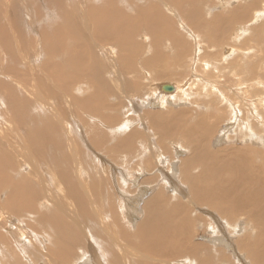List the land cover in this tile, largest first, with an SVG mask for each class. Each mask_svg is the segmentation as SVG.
Masks as SVG:
<instances>
[{"label": "bare ground", "instance_id": "6f19581e", "mask_svg": "<svg viewBox=\"0 0 264 264\" xmlns=\"http://www.w3.org/2000/svg\"><path fill=\"white\" fill-rule=\"evenodd\" d=\"M222 1L224 0H0V193L3 195L0 200V218L8 219L9 223L12 220L14 227L15 223H22L23 220H17L13 215L17 212L24 213L27 218H33L38 229L48 230L45 232V238L51 243V247L47 252L50 256L45 255L46 263L72 264L74 261L73 264H76L78 251L87 250L86 243H83L82 239L84 238L83 230L77 227V220L69 215L70 212H75L83 225L89 228L90 236L96 240L97 251L103 254V260L97 259L93 264H156L157 262L173 264L174 260L177 262V258H183L188 264H214L210 259L213 253L212 247L206 243L194 242L192 239L194 235L190 231L191 226L198 230V227L205 223L204 218H201L196 211L203 210L206 213L205 217L209 219L206 224L215 226L212 222L216 221L218 225L223 226L217 219L219 217L236 223L238 227H241L243 223L251 225L253 236L249 238L244 235V238L242 233H239L238 235L241 234L243 239L240 238L235 247L246 252L247 258L253 263L264 264V148L256 143V135H251L253 130L251 131L250 127L248 131L245 129L243 131L245 138L250 140L251 144L234 147L231 141H227L224 148L217 150H213L211 144L208 145L209 141L203 144V137L215 135L219 125L224 121L223 115L213 116L210 112V107L214 103L212 101L214 93L220 92L211 83L206 81L204 85L209 84L210 88L202 86L197 94L200 96L203 90L204 95L199 97L200 100L209 99L211 105L206 109L197 104L199 107L196 106L195 111L191 112V115L195 114L193 120L187 117L189 114L187 108L178 111L171 108L165 113L160 110L156 114L144 113L145 125L150 130L153 129L152 134L156 135L154 142L148 141L149 133L143 136L137 129L129 128L133 120L130 122L124 120L123 123L114 127L116 132H123V135L113 133L103 126V124H116L119 118L114 108L117 107V101L115 104H110L108 99L114 97L113 99L116 100L118 96L126 97L136 92L140 93L142 98L146 97L144 99L147 102V91L144 86H141L146 79H151L150 81L177 79L179 65L184 67L179 70L181 76L190 73L187 71L189 62L187 59H191L189 57L191 45L181 32L180 34L177 32L175 25L178 18L188 30L202 34L211 50L208 51L205 48L208 53H205L203 58L207 60L202 58L200 61H208V56L214 54L211 52L213 45L219 41L229 40L233 35L239 36V32L247 33L245 24L263 13L259 7L261 4L264 5V0H237L239 7H233L226 15L217 14L219 11H213V8L216 4L217 7L220 6ZM257 2L258 5H256ZM248 32L250 41H255L259 45L263 44L264 22L259 23L252 30L249 29ZM259 35L261 37L256 39ZM144 36L149 38V42L143 40ZM233 37L231 39H234ZM238 39L239 37L234 40ZM106 49L112 54H104ZM242 49L245 48L242 46ZM258 51L260 52L259 49ZM146 53L148 55H145ZM224 53L228 58L230 51L224 50ZM242 60L247 62L245 59ZM220 61L223 63L224 58ZM238 61L241 63L239 56ZM250 64L252 67L255 65ZM261 65L264 64H259L260 67ZM224 67H228L227 71L230 69L231 77L232 73L245 75L242 68L238 69L240 71L237 70V61H230L224 64ZM189 69L191 70V67ZM215 70L214 73L218 69L216 72ZM121 76L128 79L123 81ZM242 77H239L241 82H237L239 86L243 84L242 89L245 91L248 88H244L245 80ZM74 79H80L82 87L92 91L82 100L76 99L73 95L75 104L89 115L88 120L83 121L87 144L102 148L108 139L114 138L112 148L108 150L120 155L112 156L105 153L103 156L106 159L101 160V157L93 158L85 148L86 150L80 154V164H75L76 173H72V162L63 153L65 149L63 134L53 122L56 120L55 110L51 102L46 100L49 97L47 90L39 87L48 81L51 89L56 88L63 98H70L71 82ZM223 81L228 82L225 79ZM187 84L190 83L182 85L183 89L186 88L185 92H181L179 88L169 83L160 84L158 91L168 97L165 99L167 103L173 101L177 103L179 94L187 95L189 88ZM166 86L171 87V90L165 91ZM76 87L80 89L78 81L73 86V88ZM116 90L118 95L115 94ZM255 92V95L250 94V96L256 97ZM157 101L158 99H152L150 102L157 104ZM196 101H199L198 98ZM238 103L237 108L240 106ZM233 105L231 102L229 106L234 109ZM69 107L66 103V108ZM123 108L125 111L122 109L121 113L128 114L130 109ZM102 109L107 113H115L102 114ZM219 110L222 113L225 107L222 106ZM135 112L138 113L136 110ZM9 122L14 135L13 141L8 140V132L3 131L2 128L3 123ZM226 123L229 124V122ZM252 125L255 124L252 123ZM228 127L230 128V125ZM124 129L127 131H123ZM19 135H22L21 138ZM244 136L236 134L235 138L240 140ZM177 139L184 141L187 146H193L191 156H187V160L182 161L179 174V179L186 188L181 187L177 194L180 193V196L183 194L185 198H179L176 202V197L175 200L172 197L165 198L166 196L163 195L165 192L160 189L145 203L142 219L136 228L129 229L127 221L130 222L131 218L127 208L131 197L137 195L133 200V204H137L139 202L137 198L142 197L145 191L148 192L159 180L168 182V178L164 175L148 177L134 192L136 180L127 179L138 174L139 167L140 171L145 167L150 169V165L146 166L150 163L147 159L149 155L143 156L142 166H135L136 172H130L129 167L126 168L127 170H121V168L127 167L136 156L139 158L146 149L152 153L151 151L155 152L154 148L158 146L165 151L166 146L162 143L177 142ZM14 150L18 151L17 155L13 153ZM70 155L73 160L72 154ZM48 158L56 166L57 171V175L54 173L48 175V181L56 192H60V199L69 206L68 213H65L56 203L51 205L56 214L50 207L48 210L40 209L42 201H47V191L39 181L34 180L22 168L26 165L40 175L35 163L38 159ZM100 160L103 163L109 160L108 162H111L114 168L111 165H104L107 162L102 164ZM81 169L87 177L86 181L79 179ZM13 174L16 178L12 176ZM174 176L176 173H172L170 178L174 179ZM127 181L133 185L129 186ZM62 184H65L66 188ZM167 185L171 187L170 184L167 183ZM126 190L128 194L134 193V195L128 196L126 201H121L118 193L126 192ZM97 211L109 216L110 221L106 222L109 224L106 225L108 229H101L97 225L96 218L100 215ZM27 221L30 220L27 219ZM29 223L31 224L29 229L24 224L23 228L34 233L36 228L32 221ZM12 226L0 227L3 231V233L0 231V264H20L19 260L23 256V253L18 250L19 247L14 244L11 246L12 243L5 236ZM178 231L181 236L175 239ZM110 233L116 234L124 242H118L122 249L126 248L134 254H142L145 258L140 257L137 261V257L132 255L133 261L118 248L111 239L113 236ZM240 251L239 254H241ZM12 253L18 255L11 256ZM119 253H121L120 257Z\"/></svg>", "mask_w": 264, "mask_h": 264}, {"label": "rangeland", "instance_id": "374dc122", "mask_svg": "<svg viewBox=\"0 0 264 264\" xmlns=\"http://www.w3.org/2000/svg\"><path fill=\"white\" fill-rule=\"evenodd\" d=\"M239 5L240 4L238 3L237 0H224V1H222L220 6L217 7V4H216L215 7L213 8V11H219L217 14H225L226 15L230 9H232L235 6L239 7ZM256 5H258V2L256 3ZM262 9H264V5L263 4H261L260 7H259V10L263 11V13L261 14L262 16L261 15L256 16L254 19H252L251 21L246 23L245 26L246 25L249 26V27L246 26V30L247 29L248 30L249 29L252 30L254 27H257L259 23L264 22V16H263L264 15V10H262ZM250 15H251V13H250ZM175 26L177 28V32L179 34L181 32L182 35L185 36L184 37L185 40L188 41L190 43V45H191V49H190V52H189V57L191 59H189V58L187 59V61L189 60V62L187 63V67H188L187 71H190V73L188 72L185 75L181 76L179 74V70L180 69H184V67L183 66L180 67V65H179V66H177V79H170V80H164V81H162V80L158 81L156 79H152V81H150L151 79H146L145 78L146 79L145 82H147V83H145V82H143V80H141L143 82L141 84V86H144L146 91H147V96H148L147 97V102L145 100L146 97L142 98L140 93H136V92H135V94H131V95L126 96V97L125 96H118L116 100H114L115 99L114 97L110 98L111 101L108 99V101L111 102L110 104H115V101H117V107H114V108H116V112L118 113L119 118H118V121H117L116 124H113V125L103 124V126L105 128H107L109 131L113 132V133H117L119 135H123L124 134L123 132L122 133L116 132L114 127L116 125H118L119 123H121V122L123 123L124 120H128L129 122H130V120H133V122L129 126V128L131 127V129H137V131H139V133L142 134L143 136L145 134L149 133L148 134V141L154 142V140H156V135L152 134L153 129L150 130V128H148L145 125V118H144L145 114L144 113H146V114H156V112L159 111V110L162 111L163 113H165L171 108L172 109H176L177 111L178 110H185V108H187L189 110V114L187 115V117H189V120H193L194 117H195V114L191 115V112L193 110L195 111L196 106L197 107H199V106L206 107V109H208L209 105H211L210 102H209V99H206L204 101L201 98L202 101H204V102H202L200 100L199 97H202L204 95V91L203 90L200 92V94H199L200 96L197 95L199 93L198 90L201 89L202 86H206V87L210 88L209 84L208 85H204V83H206V81H207V82L211 83L218 91H220L219 93L218 92L214 93V96L212 98V101L214 103L211 101V103H213L214 106L212 105V107H210V112H211V114L213 116L217 115V114L223 115L224 116V121L222 123L223 125L222 124L219 125L215 135L208 136L209 138L207 137L208 140H207L206 136H204L205 138L203 136H200V137H203V139H204V143L203 144H207V142L209 141L208 145L211 144V148L213 150L224 148L225 144H227L226 143L227 141H231L232 142L231 145L234 146V147H240V146H243L244 144H251L250 140L245 138V136H244L245 132L243 131L244 129H245V131H248V127H250L251 131L253 130L251 132L252 133L251 135H254V136L256 135V137H255L257 139L256 143H258L260 146H262L264 148V109H263L264 108L263 107L264 106V96H262L264 94V93H262V92H264V84H263L264 83V75L261 77V75L264 74L263 73L264 72V70H263L264 69V65H261V67L259 66V64H264V61H263L264 60V54H262V53H264V50H262V47H264V45H263L264 42H263V44L259 45L255 41H250L251 40L250 36H249L250 33L248 32V30H247V33H245V34L239 32V34H240L239 36H236V35H233L234 37L231 36L234 39H237L239 37L238 40L231 39V37H230L229 40H224V41L217 42L215 45H213V49L211 51L212 53H214L213 56H208V58H209L208 61H200V60H202L203 55L205 53H208L209 50H211L210 48H208L207 43H206L204 37L202 36V34L197 32V31H195L193 33V32H191L190 29L188 30L184 26V23L182 22V20H180L179 18L177 19V22H176ZM144 37L145 38H143V40L145 42H149V38L147 36H144ZM258 37H261V35L256 36V39H258ZM263 37H264V35H263ZM251 38H253V37H251ZM139 41H142V40L139 39ZM235 41L238 42V44ZM241 44H242L243 48H245V49H242ZM198 47H199V50L197 49ZM166 48L168 49V47H165V49ZM257 48L260 50L261 53L259 51L257 52V50H258ZM106 50H105L104 54L105 53L106 54H112V53H110L108 51V49H106ZM224 50H229L230 51V55H229L228 58H227V54L224 53ZM170 51H171V49H170ZM241 51H243V53ZM198 52L199 53L201 52V53L199 54ZM236 52H238V53H236ZM145 55H148V53H146ZM190 55H193V56H190ZM197 56H199V57H197ZM238 56H239V60H241V63L238 61ZM114 57H115V55L112 57L113 61H114V59H113ZM223 58H224V62L222 63L220 61V59L222 60ZM248 58H251L252 61H250L251 59L249 60ZM254 58H256V59H254ZM203 59H205V58H203ZM242 59H245V61H247V62H244V60H242ZM205 60H207V59H205ZM230 61L231 62H234V61L236 62L237 61V63H238V67H236L237 70L242 68L244 70V72H245V75L244 74L238 75L236 73H232V75L233 76L235 75V76L231 77L230 69H228V71H227L228 67H224V64H227ZM254 61H256V63ZM260 61H261V63H260ZM250 63H254L255 64L254 67H252V65ZM208 65H210L211 68ZM190 67H191V70L189 69ZM207 67H208V69H207ZM212 68L214 70L218 69L217 72L215 70L216 73H214V70ZM260 68H262V69H260ZM201 69H203V70H201ZM194 70H195V72H194ZM204 71H205V73H204ZM238 71H240V70H238ZM197 72L198 73L200 72V73L198 74ZM211 72H213V73H211ZM227 74H229V75H227ZM225 76H227L228 79ZM121 77H122L121 79L123 81L128 79V77H124V76H121ZM239 77H242V79L245 80L244 88H246V89L248 88V90L243 91L244 90V89H242L243 88V84H240V86H239V83L237 82V81L241 82V78H239ZM253 77H254V79H252ZM255 77H258V78H255ZM234 78H235V80H234ZM190 79H191V81H189ZM223 79L228 80V82L224 83L225 81H223ZM246 80H247V82H246ZM76 81H78V85L80 86V89H78L77 87L73 88V86H74ZM252 81H255V82H252ZM43 82H44V80H43ZM71 83H72V88H71L70 98H63L59 94L60 91L58 89H56V88L51 89L50 84L48 83V81H46L43 86H39V87L47 90V94H48L49 97L46 98V100L51 102V104H52V106H53V108L55 110L54 114L56 116V120H53V122L55 123V125L59 128V130L63 134V138H64L63 143H64V147H65V149H63V153L65 155H67V158L69 159V161L72 162V166H73L72 173H76L77 167H76L75 164H80V161H81L80 160V154L83 151H85L86 149H87L88 153L93 158L101 157L100 158L101 160H104L105 157L103 155H105V153H107L108 155H112V156H120V155L113 154V153H111L108 150V148H112V142H113L114 138L108 139L105 142V145L102 148L94 147V146H91V145L87 144V138H86V132H85L86 129L83 128V121L84 120H88V116L89 115L80 106L75 104V102H74L75 98H73V95L76 97V99H81L82 100L84 97L89 96L92 93V91H91V89L90 90H85L82 87V85H81V80L80 79L79 80H75L74 79V80H72ZM162 83L173 84V85L176 86V88H179L181 90V92H185V90H186V88L183 89L182 85H184L185 83H190L191 85L187 84L189 86V88L187 87L188 90L190 89L189 92L187 90V95H185L184 93L179 94V91L177 92V96L179 94V96L176 99L177 103H173L174 101L170 102V103H167L165 101V99H167L168 97L165 96V95L160 94L159 91H158V86L160 84H162ZM178 84H180V85L177 86ZM249 84L252 85V86H250ZM231 85H232V88H231ZM253 85L254 86L257 85V86L254 87ZM261 85H262V87H261ZM260 88H261V90H260ZM216 89H215V91H216ZM254 89H256L258 91L255 90L256 91L255 92ZM237 91H238V93H237ZM244 92H245V94H243ZM254 92L256 93V97L252 96V95L250 96V94H254ZM114 93H115V91H114ZM115 94L118 95L117 90H116ZM149 94H150V97H149ZM221 94H223V96H221ZM247 94H249V95L246 97ZM160 96H162V97H160ZM187 96H189V97H187ZM66 97H68V96H66ZM233 97H235V98L233 99ZM259 97H261V98H259ZM162 98H164V99H162ZM197 98L199 100L198 102L196 101ZM257 98H259V99L257 100ZM112 99L114 101H112ZM135 99H136V101H135ZM152 99L153 100L158 99L157 104H151L150 101ZM247 99H249V100H247ZM261 99H263V100H261ZM251 100H253V101H251ZM184 101H186V103ZM233 101H235V102L233 103ZM243 101L245 103H247V104H245ZM258 101H259V103H258ZM199 102L201 104L204 103V105L202 104L203 105L202 106ZM231 102H232V105L234 104L233 106H234L235 111L239 112L241 115L237 114L234 111L233 107L231 108L229 106L231 104ZM237 102H239L238 104L240 105V106H238V108L236 107L237 106ZM66 103H68L69 106H70L68 109L66 108ZM139 104H140V106H139ZM197 104H199V106ZM260 104H262V105H260ZM161 105H163V106H161ZM101 106L103 107L104 105H101ZM222 106L225 107L226 111L224 110L221 113L219 108L222 107ZM123 107H125V108L128 107V109H130L128 114L126 112L125 113L123 112L124 114L121 113L122 109H123V111H125V109ZM135 110L138 111V113H136ZM101 113L109 115V114H112V113H115V112L107 113L104 109H102ZM232 114L235 115V116H233ZM3 117L6 118L5 116H3ZM226 117H227V119H226ZM243 119H244V121H243ZM236 120H238V121H236ZM258 121H259V123H258ZM226 122H229V124L226 123ZM252 123L255 124L254 126H257V128H254L253 125L251 126ZM231 124H232V126H231ZM228 125H230V128L228 127ZM234 126L236 128H234ZM238 126H239V128H238ZM2 128H3V131L8 132V140H12L13 141L14 135L12 133L13 131H12V128L10 126V122L9 123H3L2 124ZM225 129H227V130H225ZM123 131H127V129H124ZM236 134H241V136L242 137L244 136V138H242L240 140L239 139L236 140V138H235ZM21 136L22 135H19V138H21ZM213 136L214 137L216 136V138H214ZM253 142H255V140H253ZM162 144H163V146H166L165 151H164V149L162 147H158V146L156 148H154V149H156L155 152L151 151L152 153H150V150L146 149L144 151V153L141 154V156H139V158H137V156H136L135 160L132 163H129L127 165V167L121 168V170H127L126 168L129 167L130 172H133V171L136 172V167L135 166H138V165L142 166L141 162H143L142 161V159H144L143 156L145 154L149 155L147 159L150 160L149 161L150 163L148 162L149 164H147L146 166L150 165L149 166L150 169L149 168L146 169V167H145V169L140 171V167H139V171L140 172L138 171L137 172L138 174H136L135 176H132V178H130V179L128 177H127L128 179L126 178L127 180H133V181L136 180V182H135L136 188L133 189L134 192L136 191L137 187L140 186L142 181L145 180L148 177L150 178L152 176L164 175L166 178H168L167 179L168 182L159 180L156 184L153 185V187L151 189H149L148 192L145 191L146 193L144 192V195L142 197H140V198L138 197L137 198L139 200V202L137 204H133V200L137 197V195L131 197V199L129 200V203H130L129 207L127 208V211H129L128 213L130 214L129 217L131 218L130 222L127 221V226L131 230L135 229L136 226L138 225V223L141 221L142 212L144 211L145 203L148 200H150L153 197V195L156 194V192H158L160 189H162V191L165 192L163 194L164 196H166L165 198L172 197L175 200V197H176V200H175L176 202H177V199L179 200V198H185L183 194H181V196H180V193L177 194L178 190L181 189V187H182V189L186 188L185 185H183L181 180L179 179V174L181 172L180 170L182 169L181 163H182V161L187 160L186 159L187 156H189V157L191 156L193 146L191 147L190 145L189 146L185 145V142L180 140V139H177V142L165 141ZM153 145L156 146V144H153ZM177 146H178V148H177ZM189 147H190V150H189ZM179 149H181V150H179ZM169 151H170V153H169ZM157 152H159V153H157ZM13 153L15 155H17L18 151L14 150ZM70 154H72L73 160H72V157H71ZM164 160L166 162H163ZM108 161H106L107 163L104 162L106 164H104L102 161H101V163L104 164V165H111L114 168V165L110 164L111 162H108ZM115 164L120 165L121 163H115ZM35 166L38 169L40 175L34 173L26 165H23L22 168L25 169V171L28 174H30L31 177L34 180L39 181L41 183V186L44 187V189L47 191V194H48L47 201H42L43 204H42V207L40 209L48 210L49 207H50L52 210H54L51 207V205H52V203H56V204H59L62 207L61 209L65 213H68L69 206L66 203H64V201H62L60 199V197H59L61 195L60 192L59 191L56 192L54 190V188L50 185L49 181H48V175L50 176L53 173L55 175H57L56 166L51 162V160L49 158L46 159V160H39L38 159L37 162L35 163ZM131 169H132V171H131ZM130 172L128 174H130ZM172 173H174V174L176 173V176H174V179L170 178ZM79 174H80V178L79 179L81 181H86L87 180V177L83 174V169L79 170ZM12 176L14 178H16V176L14 174ZM126 183H128L129 186H130V184H131V186L133 185L130 181H127ZM167 183L170 184L171 187H169L167 185ZM62 185H63L64 188H66L65 184H62ZM165 188H167V189H165ZM63 191L65 192V190H63ZM184 194H186V193H184ZM130 195H134V193L128 194L127 190H126V192L122 191V192L118 193V196H120L119 198L121 199V201L122 200L126 201L128 199V196H130ZM2 197H3V195H2V193H0V200L2 199ZM167 204L169 205V201L167 202ZM196 211L198 212V214H199V216L201 218L202 217L204 218V222L205 223L203 225H200L198 227L199 229L197 228L198 230H196V228L194 226H191L190 231L194 235L192 239H194L193 241L196 242V243H202V244L206 243L207 245L212 247V249L214 250V251L212 250L213 253H211L212 256H210V259L213 260L212 263H214V264H255V263H253L251 260H249L247 258V253L246 252L240 251V250H238L237 247H235V246H237V242H239L241 239H243L244 235H247L249 238H251L253 236V229H252L253 227L251 225H249L248 223H243V225L241 227H238L236 225V223L227 221L226 219H222V218H219V217H217V219H218L219 222L222 223L223 226L218 225V222H216V221L212 222V223H215V226L213 224H206L209 221L208 217L207 218L205 217L206 213H204L203 210H199V211L196 210ZM54 212H55V214L57 213L55 210H54ZM97 213L100 214L96 218V219H98V220H96L97 221L96 222L97 225L101 229H105V230L108 229V227L106 225H109V224L106 223V222L110 221L109 216L106 215V213L103 214V212L100 213L99 211H97ZM131 214H132V217H131ZM69 215L77 220V222H78L77 227L79 229L81 228L83 230L82 232L84 233V235H83L84 238H82V239L84 240L83 243L84 242L86 243V248H87V250L86 249H80L78 251V253L76 255V256H78V258L76 257L77 259H75V263L76 264H80V262H81V264H90V262H91V264H93V262L95 260H97V259L103 260V254H102V252L97 251V249H96L97 242H96V240L93 237L90 236L89 231H88L89 228L85 227L83 225L81 219L79 218V216H77V214L75 212H70ZM13 217L15 219H17V220H23V222L19 223V224L15 223V226L13 227L12 226V220H11V223H9L8 219L0 218V220H1L0 227L1 228H3V227L5 228V227H8V226H12V228L8 229V231H10V232L7 233L5 236L12 243V244H10L11 246L13 244L16 247L18 246L19 247L18 250H20L23 253V256L20 258L19 263L20 264H30V263L31 264H48V263H46L47 259L45 258V255H47L49 247H51V243L48 241V239L45 238V232H48V230H46V229H44V230L38 229L35 226V224H34L33 218L32 219L27 218V215L24 214V213H18L17 212L16 214L13 215ZM27 219L32 221L33 225L35 226L36 231L34 233H31L28 230L23 228V224L26 225V228H28V229H29V226L31 225L29 223L30 221L28 222ZM0 231L3 233L2 229ZM179 232L180 231H178L177 235H175V239H177V236H181ZM224 233H226V234H224ZM239 233H242L243 236H241V234L238 235ZM234 234H236V235H234ZM110 235L113 236V237H111V236L110 237L115 242V244L118 246V248L122 252H124L126 255H128L130 258L133 257L132 255H135L137 257L136 260L139 261L140 257L141 258L144 257L142 254L141 255L134 254L133 252L129 251L126 248L122 249L121 245L118 244V242H121V243H124V242H122L116 234L110 233ZM25 236H27V237L25 238ZM232 237H236V238H232ZM244 238H245V236H244ZM215 243H217L218 248H216L217 245ZM235 243H236V245H235ZM222 246H223V248H222ZM16 247H15V249H16ZM239 251H240L241 254H239ZM10 255L11 256H16L18 254L17 253H12ZM120 255H121V253L118 254L119 257H120ZM47 256H50V255H47ZM133 258H132V260L134 261ZM215 259H216L217 262L215 261ZM224 259H226V260H224ZM87 260L89 262H87ZM73 263H74V261H73ZM154 263H156V262H154ZM167 263H169V262H167ZM167 263H165V262L162 263L161 262V264H167ZM183 263L184 264H188V262L184 261L183 258H180V259L177 258V262L175 260L173 262V264H183ZM156 264H158V262Z\"/></svg>", "mask_w": 264, "mask_h": 264}, {"label": "water", "instance_id": "95a60500", "mask_svg": "<svg viewBox=\"0 0 264 264\" xmlns=\"http://www.w3.org/2000/svg\"><path fill=\"white\" fill-rule=\"evenodd\" d=\"M164 90H165V91H170V90H171V87L166 86V87L164 88Z\"/></svg>", "mask_w": 264, "mask_h": 264}]
</instances>
